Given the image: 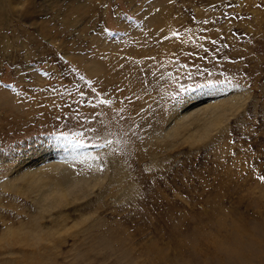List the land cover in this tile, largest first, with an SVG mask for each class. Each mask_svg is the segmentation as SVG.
<instances>
[{"label": "rangeland", "instance_id": "rangeland-1", "mask_svg": "<svg viewBox=\"0 0 264 264\" xmlns=\"http://www.w3.org/2000/svg\"><path fill=\"white\" fill-rule=\"evenodd\" d=\"M0 9V264H264V0Z\"/></svg>", "mask_w": 264, "mask_h": 264}, {"label": "bare ground", "instance_id": "bare-ground-1", "mask_svg": "<svg viewBox=\"0 0 264 264\" xmlns=\"http://www.w3.org/2000/svg\"><path fill=\"white\" fill-rule=\"evenodd\" d=\"M0 10H2V9H0ZM205 97H207V96H205ZM197 105V104H196ZM200 106V105H199ZM198 106V107H199ZM191 108H192V106H191ZM209 108V105L208 106H203V107H199V108H197V109H191V111L193 112V113H195L196 115H199V114H202L203 115V113H205L206 112V110ZM210 111V110H209ZM192 112H190L189 110L188 111H185V112H183V114L184 115H186V114H193ZM195 115V116H196ZM212 123V122H211ZM170 132V131H169ZM64 171H70L69 169H65V170H63V172ZM62 173V172H61ZM68 173V172H67ZM68 177V176H67ZM69 178V177H68ZM68 178L66 179H64V182L66 183V184H68V183H70V182H72V178L71 179H69L68 180ZM68 180V181H67ZM79 183V182H78ZM81 183V182H80ZM81 186V185H80ZM83 186V185H82ZM78 188V190L79 191H84L83 190V188L82 187H77ZM76 192H78V191H76ZM43 195V197H42V201L44 202V201H46L47 199H48V197H49V193H47L46 191L42 194ZM73 195V193H69V195L67 194V196H66V198L68 199L69 197L71 198V196ZM69 196V197H68ZM33 238H35V237H33ZM37 239V238H36ZM20 241V240H19Z\"/></svg>", "mask_w": 264, "mask_h": 264}]
</instances>
